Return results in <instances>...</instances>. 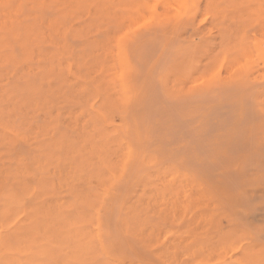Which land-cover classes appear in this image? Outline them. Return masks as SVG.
I'll list each match as a JSON object with an SVG mask.
<instances>
[{"label":"rangeland","instance_id":"obj_1","mask_svg":"<svg viewBox=\"0 0 264 264\" xmlns=\"http://www.w3.org/2000/svg\"><path fill=\"white\" fill-rule=\"evenodd\" d=\"M17 6L0 0V238L18 231L0 264H229L245 240L215 227L214 198L180 158L201 120L264 104V0H51L31 54L6 60ZM174 112L200 115L189 130L181 118L189 137Z\"/></svg>","mask_w":264,"mask_h":264},{"label":"bare ground","instance_id":"obj_2","mask_svg":"<svg viewBox=\"0 0 264 264\" xmlns=\"http://www.w3.org/2000/svg\"><path fill=\"white\" fill-rule=\"evenodd\" d=\"M50 4H51V0H5V5L7 7L13 8L15 5H18L17 14H16L18 16L13 17V15L10 13L9 16H7L6 19L4 20V24H3L4 34H3L2 39L4 43L3 46H4L5 53L3 52L2 53L6 60H10V59L17 60V58L19 59L20 57H23L22 55L31 54L30 48H32V44H30L24 39L27 38L29 34H31L33 26L37 24H42L46 20L43 11L44 9L48 8ZM9 27L11 30L9 29ZM161 42H163V40ZM115 46L117 45L115 44ZM156 46L157 45L154 46L156 48L155 51H157L159 48L158 46L157 47ZM171 47L174 48V46H171ZM146 49H150V47L149 48L147 47ZM17 50H19L20 52H18ZM145 52H147V50ZM171 53H173V51L169 52V54ZM154 55L155 54L151 55L152 57L150 58H153ZM165 55H166V58L170 56L167 54ZM172 55L173 54H171V57ZM170 59L169 58L167 60L163 59V62H165L167 65L169 64V62H171L172 59L171 60ZM160 62H158V67H159V64H160V67L162 66V64L164 66V63H162V57L160 59ZM140 65L141 67L144 66L143 64H140ZM147 65L145 66V69H147L148 67ZM158 67H156V71ZM143 70H144V67L142 69L141 74H143ZM154 74L156 75V72ZM156 76L158 77V75ZM152 80H154V78H152ZM157 81L159 82V80H157L156 78V82L154 80L153 83L155 82L157 85ZM151 85H154V84L151 83ZM151 85H150V89H151ZM12 87H14L15 89H18L19 86L18 84H13ZM154 87L152 89H154ZM158 87L159 88L156 87L157 88L156 90L154 89L156 93L153 90H149L148 93L150 91L154 92L151 94H156V97H157L158 96L157 90L159 92L162 90L161 89L162 87L160 84H158ZM123 91L124 92L126 91V92L125 93L122 92V94L124 93V95L128 97L127 90L123 89ZM131 92L132 91H130V93ZM151 97H154V95H152ZM156 97L151 98V99L149 98V99L152 102L153 101L158 102L159 101L158 99L155 100ZM212 98L210 99L211 101H212ZM203 100L205 101V99ZM171 101H170V104H173L175 100L173 99L172 103ZM188 101L186 98V103L189 106ZM178 102L180 103L181 101H178ZM251 102L248 100L247 103L246 102L245 103L241 102L237 104L235 103V104H230L226 107L223 105L224 107L222 108V110H220V112H222L221 114H216V113L214 114L215 110L212 109L213 112L211 114H214V116H212L210 119L201 120L198 123L196 129L194 127V130H196V132L194 133L196 134L194 135V137L190 136L193 138L192 145H190L191 143L189 144L191 146V148H189L190 151H188L189 149H186V148H184V150L181 149L183 150L181 152V158H180L181 160L180 162L182 166H185L186 163L188 162V159L191 157L192 158L191 166L194 165L195 167L194 169L195 171L183 172L182 176L186 180L194 184L196 188H198V190H200L202 193L209 194V196L214 198L215 200L214 216L218 215V217L225 220V225H226L225 228L221 227V225L224 222H217L215 227L217 229L219 227L222 232H223L222 229H225V235L227 236L229 241H233L236 239L245 240L242 243L240 250L236 254H234L235 256L233 259L230 260L229 264H264V206L260 205L259 209H258V206L257 208L255 206L256 201L258 202V200H261V201L264 200V104H258L256 106H253ZM160 103L162 104L161 101ZM194 103H195V100H194ZM196 103H197V100H196ZM226 104L227 103H225V105ZM156 105L158 106V103H156ZM190 106L193 107L194 105L190 104ZM204 106L203 108H206V105ZM169 107L172 108L171 105ZM218 108L219 107L215 108L217 109L216 112H219ZM184 109H187L186 106ZM168 112H164V113H168ZM174 113L176 114V112ZM175 116L177 117V114ZM185 116L186 114H184L183 116H180L179 121H178L179 117H177L178 124L180 125L179 122H181L180 126L181 128L183 126L182 129L184 131L186 130L184 129L186 123L182 125V121L186 122L187 120L186 119H185L186 121L181 120V118L182 117L184 118ZM199 116L194 117V118H198ZM185 118L188 119V117H185ZM194 118L193 117L189 118L191 120L188 119L189 121H192V123L187 121L188 123H190L189 125L186 124V126L188 125L187 128L192 127L194 125L193 124L194 121H195L194 123L198 121V120H195ZM166 121L168 123L167 119ZM178 130L177 131L175 130L174 133L175 132L178 133ZM184 131L183 133L186 132L187 136L189 137L188 131H185V132ZM174 133L172 131L171 134L176 136L177 137L176 139H178V137L180 138V136ZM179 133H181V129ZM185 135L183 134V136L187 138V136ZM191 135L193 134L191 133ZM0 141H2L1 137H0ZM175 142L173 140L172 143L174 144ZM1 143L2 142H0V148L2 147ZM169 144L171 143L169 142ZM183 146L186 147L187 144L185 143ZM166 148L164 149V151L166 150ZM176 154H177V151H176ZM172 160H175L174 162H176L177 159H172ZM190 160L191 159H189L188 163L191 162ZM223 167L225 168V171H222V175H224L225 177L224 179H221V178H218V174L221 173L219 171ZM201 171H203V173H201ZM252 207H254V209ZM222 210L224 211V213H221V216H220L219 214L220 212H222ZM31 222H34V221H31ZM13 229L16 230L17 228H13ZM7 231L8 230H6L5 232ZM103 231L108 237L111 236L110 231L106 229H104ZM17 232L18 231H15V232L12 231L11 235L9 233L8 234L5 233V235L2 238H0V243H1L0 248L3 251H6V253L13 254V252H17L16 248H14V245H13L14 242L12 241L17 236ZM102 247L104 251L108 252L109 254L111 252L118 250V248L114 245H112L111 247H105V246H102ZM182 247L185 251L184 255H188V251H189V249H187L188 244H186L185 241L182 242ZM90 251H91L90 249L87 250V252H90ZM43 262L44 261H39V260L31 261L30 258H26V261H24V263L20 262V264H44ZM117 262L126 264V262L124 261L122 262L121 260H118ZM226 263H227V260H226ZM130 264H133V262L130 261ZM138 264H152V262L144 261L141 259L140 261H138Z\"/></svg>","mask_w":264,"mask_h":264}]
</instances>
